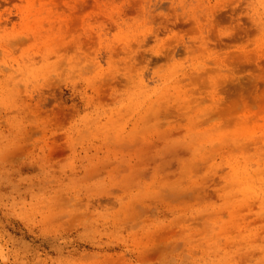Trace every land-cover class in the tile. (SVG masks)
<instances>
[{
  "label": "rangeland",
  "instance_id": "rangeland-1",
  "mask_svg": "<svg viewBox=\"0 0 264 264\" xmlns=\"http://www.w3.org/2000/svg\"><path fill=\"white\" fill-rule=\"evenodd\" d=\"M113 2L0 0V149L27 148L18 170L0 165V264H131L162 241L188 251L214 246L227 231L215 200L231 211L234 239H264L261 208L245 200L261 178L264 36L221 38L212 18L225 0H174L189 6L177 11H200L207 21L191 54L181 59L177 48L171 65L153 58L135 74L126 69L112 81L115 92L98 93L89 108L75 82L53 75L73 39L63 5H95L93 18ZM27 33L24 51L16 45ZM78 102L85 112L74 133L36 135ZM248 144L255 154L237 155ZM175 145L183 154L167 150ZM150 197L137 224L135 203Z\"/></svg>",
  "mask_w": 264,
  "mask_h": 264
},
{
  "label": "snow or ice",
  "instance_id": "snow-or-ice-1",
  "mask_svg": "<svg viewBox=\"0 0 264 264\" xmlns=\"http://www.w3.org/2000/svg\"><path fill=\"white\" fill-rule=\"evenodd\" d=\"M196 5H192L195 8ZM76 9L74 12L72 9ZM188 9L187 4L178 5L174 0H114L111 4V12H102L89 18V9L96 12L95 5L86 4L73 5L65 3L63 5V15L67 19L72 43L63 54V61L57 63L54 76L60 80H67L69 86L75 82L79 87L76 92L79 94L83 104L89 108L94 103H100L98 93L107 96L108 89L115 88L112 81L125 74V70L131 68L136 70L146 67L145 61H152L153 58H163L169 65L173 62L172 50L180 48L181 59L185 54H191L195 45L190 44L193 36L197 39L200 30L207 23L202 12L181 13L177 9ZM183 15V21L180 17ZM183 23L188 27L181 30L176 27ZM212 26L217 30L221 38L235 37L237 40L247 32L250 34H261L264 36V0H225L217 5V14L212 18ZM31 33L21 37L22 42H18L16 47L28 51L27 45L30 43ZM182 41V43H181ZM226 43L232 41L225 40ZM24 51L17 52L16 55L27 62ZM264 52V49H262ZM143 57V59H140ZM156 64L161 63V59L155 60ZM5 67H7L5 65ZM147 80V77L143 78ZM62 108V106H60ZM85 108L81 103L70 105L67 111L58 110L55 115L50 116L45 122L41 131H51L53 136H58L65 140L69 132H75L81 114ZM0 127L7 131L6 122H0ZM159 147V145L157 146ZM253 145L246 147L237 146L236 153L243 150L255 154ZM168 151L175 156L182 153V146H169ZM27 151L23 145L15 147L6 146L0 149V165L16 171L27 162L24 153ZM191 159V157H187ZM261 178L259 188L249 189V195L245 197L247 206L261 208V217L264 220V146L260 152ZM127 175V171H124ZM193 174L196 175L195 168ZM214 173H210L213 175ZM120 195V191L111 193ZM174 193H160L168 196ZM240 194L237 195V199ZM143 203H135V212L138 214L136 223H141V218L147 215L145 209L149 200ZM221 208L219 218L223 221L227 231L215 241L214 246L205 245L195 251H188L184 243L173 246L171 241L160 242L148 249L142 250L143 259H133L131 264H264V239L254 241L252 244L234 239L237 234L232 228L231 211L224 209L220 201H213ZM246 210V209H244ZM135 230V229H134ZM227 252L226 261L217 262L210 258L213 253ZM2 259V258H0ZM5 264H12L6 261Z\"/></svg>",
  "mask_w": 264,
  "mask_h": 264
}]
</instances>
